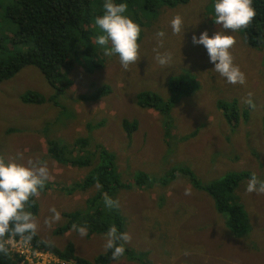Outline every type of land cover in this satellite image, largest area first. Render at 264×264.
<instances>
[{"label":"rangeland","instance_id":"obj_1","mask_svg":"<svg viewBox=\"0 0 264 264\" xmlns=\"http://www.w3.org/2000/svg\"><path fill=\"white\" fill-rule=\"evenodd\" d=\"M14 1L0 0V38L12 36L17 28L5 14ZM213 3L214 0H189L175 7L161 5L156 13L137 6L130 11L126 3L125 15L141 27L139 60L125 70L118 55L105 56L104 46L97 45L105 66L89 73L85 63L76 64L69 72L73 84L58 98V106L49 101L55 89L36 66H25L11 79L0 82V156L10 161L16 159L17 153H23V159L16 162L46 161L52 177L49 181L52 187L43 190L37 199L41 239L60 248L73 243L76 253L89 260L105 253V234L81 237L72 230L56 232L67 222L65 213L88 208V199L98 187L64 190L63 187L84 179L92 167L80 168L54 160L48 154V138L68 144L86 137L92 150L96 144L104 145L116 153L124 182H130L140 170L164 175L178 166L190 167L203 184L229 171L249 170L260 180L264 178V43L259 47L248 45L242 30L225 33L236 40L230 51L234 63L246 76L244 85L229 84L213 70L215 65L210 62L206 48L192 41L194 35L199 37L204 31L209 36L220 31V26L214 23ZM99 10L95 19L104 14L102 7ZM177 14L183 18L184 26L181 34L173 35L170 21ZM95 19L91 23L94 40L103 34ZM158 31L165 32L164 46L159 51L172 53V61L166 66L155 60L153 49L157 48ZM27 48L5 39L0 47V61L6 63ZM176 77L183 80L182 87L191 86V93L175 96L172 137L178 142L170 145L162 113L139 106L137 95L150 91L168 98L172 96L170 81ZM104 84L112 88L107 96L96 101L81 98ZM28 90L45 95L47 102L24 103L21 96ZM249 93L253 94L254 108L245 103ZM219 99L237 101L240 111L247 110L245 115L241 114L235 130L217 107ZM125 118L139 122L131 137L122 126ZM99 122L103 124L98 128L88 126ZM187 135L188 138L181 139ZM246 185L247 182L241 183L237 195L249 214L251 229L241 238L228 230L225 216L216 210L213 198L194 188L182 175L166 188L155 185L121 190L116 200L126 216V232L132 236L126 244L134 249V254L141 253L154 264H264V194H246ZM186 189H191V195L184 194ZM53 206L61 213V220L48 228L44 220L51 215L49 209ZM161 221H169V227L155 233L152 229L162 226L156 225ZM35 250L39 252L38 248ZM45 257L53 260L52 255ZM111 264H140V261L127 256Z\"/></svg>","mask_w":264,"mask_h":264},{"label":"trees","instance_id":"obj_2","mask_svg":"<svg viewBox=\"0 0 264 264\" xmlns=\"http://www.w3.org/2000/svg\"><path fill=\"white\" fill-rule=\"evenodd\" d=\"M189 0H114L115 3H128L130 11L138 8H146L157 12L161 5L175 7L186 4ZM101 0H15L6 8V17L17 26L12 36L7 35L0 38V47L5 39L11 43L24 45L28 48L18 51L8 62L0 61V82L11 79L23 67L33 65L38 67L45 75L47 81L55 89V94L49 101L60 105L58 98L63 95L73 84L69 72L76 64L85 63L84 68L89 73L105 66V60L101 56L99 48L95 43L91 23L102 7ZM256 9V17L247 29H242L244 39L248 45L259 47L264 43V0H253ZM100 16V15H99ZM139 39H141V34ZM82 65V64H81ZM181 78H173L170 81L172 96L164 98L150 91L138 93V105L159 110L164 117L165 137L170 145L178 141L173 140L172 127L174 126L172 109L176 101L175 96L191 93L190 85L182 87ZM191 87V86H190ZM112 88L104 84L90 94H84L81 98L85 101H96L110 94ZM26 104H43L47 102L45 95L37 91L28 90L21 96ZM217 107L223 111L224 116L233 130L239 124L241 114L245 115L247 110L240 111L238 102L219 99ZM172 121V122H171ZM138 120L123 119L122 126L128 137L138 128ZM173 123V124H172ZM102 122L88 124L90 129L102 126ZM188 135L182 137L184 140ZM48 154L62 164L77 167H92L84 179L75 182L70 187H63L67 192L74 190H88L93 186L100 187L95 194L88 199L86 210H75L65 213L67 222L56 229L57 233H64L72 229V224L86 225L88 236L93 234H106L111 225H115L118 232H126L127 220L121 208L109 210L103 196L108 194L116 200V195L121 190L132 188L167 187L171 182L177 180L180 175L186 177L192 186L209 194L215 203L216 210L225 216L228 230L237 238L244 237L251 229L249 214L237 195L238 187L243 182H248L252 171H229L222 177L210 183L203 184L195 172L188 166L171 168L164 175H150L140 170L134 173L130 182H124L119 173L117 155L108 150L102 144H96L95 149H90V139L79 137L74 142L62 144L57 138H48ZM94 162V165H93ZM257 175V174H256ZM258 177V175H257ZM259 179V177H258ZM264 180V178L262 179ZM52 187L48 182L44 190ZM35 199V198H34ZM164 201V196L160 198ZM36 216L39 204L36 203L29 209ZM152 230L157 233L164 227H169V221H161ZM166 235V234H165ZM168 234L166 235L167 238ZM35 247L55 255L62 262L72 264H111V250L99 254L95 259L89 260L76 253L73 243L64 248L57 247L53 243H47L38 234L31 241ZM123 243L122 241L118 242ZM125 254L122 257H130L139 260L140 264H154L149 259H144L140 254H134V249L125 244ZM127 255V256H126ZM145 257L146 254L144 253ZM121 257V258H122ZM0 264H21V258L17 254L10 257L0 255Z\"/></svg>","mask_w":264,"mask_h":264},{"label":"clouds","instance_id":"obj_3","mask_svg":"<svg viewBox=\"0 0 264 264\" xmlns=\"http://www.w3.org/2000/svg\"><path fill=\"white\" fill-rule=\"evenodd\" d=\"M104 14L95 19V24L103 34L96 36L95 43L104 46V55L111 57L118 55L121 66L128 70L129 66L139 60L141 27L130 16L125 15L128 9L126 3H115L114 0H104L102 5ZM214 23L220 26V31L209 36L207 31L199 37L193 36L194 44L203 45L215 65L214 71L226 79L229 84H246V76L240 67L234 63L231 49L235 46L234 36L226 32H238L247 29L256 17V9L253 0H214ZM170 26L173 35H179L183 31V18L177 14ZM157 48L155 60L161 66H166L172 61V53H161L159 48L164 46V31L156 34ZM111 47H106L108 44ZM245 103L255 107L251 96ZM23 159V153H17L15 160L6 161L0 156V255L10 257L11 246L19 238L23 244H29L38 234L39 223L37 217L29 209L36 203L46 184L52 179L46 161L29 159L27 164L18 163ZM97 187L100 185L97 183ZM246 194H264V180L258 179L255 172L246 185ZM185 195H191V189L185 190ZM35 198V199H34ZM105 206L111 210L119 208V200H114L107 193L103 196ZM51 213L44 220V224L51 228L61 220V213L55 206L49 209ZM72 231L78 232L81 237L88 234L86 225L72 224ZM132 236L128 232H118L115 225H111L105 234L103 248L105 252L111 250V259L119 261L125 254V244L130 243ZM122 241L123 243H119ZM51 243V242H47ZM38 248V247H36ZM39 249V248H38ZM21 258V257H20ZM22 260V259H21ZM21 264H26L21 261Z\"/></svg>","mask_w":264,"mask_h":264},{"label":"built area","instance_id":"obj_4","mask_svg":"<svg viewBox=\"0 0 264 264\" xmlns=\"http://www.w3.org/2000/svg\"><path fill=\"white\" fill-rule=\"evenodd\" d=\"M35 246L32 242L25 245L22 242L19 241V238L14 242V244L11 246V253L17 254L21 257V261L26 264H34L35 261L37 263H44V264H66V262L60 261L55 255H53L50 252L44 251L42 249H39V252H36ZM45 254H49L53 256V260H48L45 257ZM44 257L47 259L48 262H45ZM39 258L40 260H38ZM61 262V263H60ZM72 264V263H69Z\"/></svg>","mask_w":264,"mask_h":264}]
</instances>
